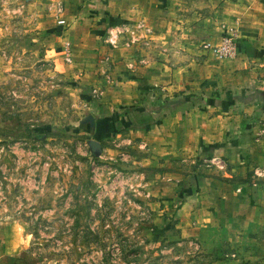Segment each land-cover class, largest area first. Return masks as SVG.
Returning <instances> with one entry per match:
<instances>
[{
    "label": "rangeland",
    "instance_id": "obj_1",
    "mask_svg": "<svg viewBox=\"0 0 264 264\" xmlns=\"http://www.w3.org/2000/svg\"><path fill=\"white\" fill-rule=\"evenodd\" d=\"M57 1L0 0V228L11 242L23 223L31 237L16 261L264 264L262 200L242 205L243 218L218 201L197 216L184 185L202 159L170 157L140 130L92 116L94 89L129 68L137 36L118 22L106 37L115 45L84 54ZM263 172L253 175L260 186Z\"/></svg>",
    "mask_w": 264,
    "mask_h": 264
},
{
    "label": "crops",
    "instance_id": "obj_2",
    "mask_svg": "<svg viewBox=\"0 0 264 264\" xmlns=\"http://www.w3.org/2000/svg\"><path fill=\"white\" fill-rule=\"evenodd\" d=\"M57 2L66 35L84 54L102 40L111 45L106 37L118 22L137 36L138 59H126L129 68L120 71L112 67V78L94 89L93 117L110 129L140 130L170 157L202 159L203 173L184 185L186 199L199 204L197 216L212 214V201L231 204L240 218L242 205L264 204V185L254 178L264 169V0ZM228 30L238 34L241 52L220 61L204 46L217 45ZM4 228L0 264H19L26 246L10 252Z\"/></svg>",
    "mask_w": 264,
    "mask_h": 264
},
{
    "label": "built area",
    "instance_id": "obj_3",
    "mask_svg": "<svg viewBox=\"0 0 264 264\" xmlns=\"http://www.w3.org/2000/svg\"><path fill=\"white\" fill-rule=\"evenodd\" d=\"M138 27L141 28V25H138ZM112 31L114 30L111 29L110 34H112ZM110 34L108 37L109 43L115 45V37L114 35L110 36ZM239 40L236 32L228 30L221 35L220 42L217 45H205L204 48L210 50V53L219 60H234L238 58L241 52ZM67 60H70V58L67 57Z\"/></svg>",
    "mask_w": 264,
    "mask_h": 264
},
{
    "label": "clouds",
    "instance_id": "obj_4",
    "mask_svg": "<svg viewBox=\"0 0 264 264\" xmlns=\"http://www.w3.org/2000/svg\"><path fill=\"white\" fill-rule=\"evenodd\" d=\"M27 226L23 223H15L13 225V238L10 242L9 251H16L20 246L27 245L28 241L31 239L30 235L26 234Z\"/></svg>",
    "mask_w": 264,
    "mask_h": 264
}]
</instances>
